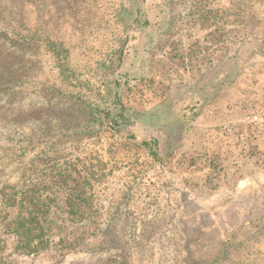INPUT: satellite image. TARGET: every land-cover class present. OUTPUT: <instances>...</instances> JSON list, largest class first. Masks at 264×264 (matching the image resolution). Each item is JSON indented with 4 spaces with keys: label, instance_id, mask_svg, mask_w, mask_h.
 I'll use <instances>...</instances> for the list:
<instances>
[{
    "label": "rangeland",
    "instance_id": "obj_1",
    "mask_svg": "<svg viewBox=\"0 0 264 264\" xmlns=\"http://www.w3.org/2000/svg\"><path fill=\"white\" fill-rule=\"evenodd\" d=\"M262 6L0 0V264H264V147L137 121Z\"/></svg>",
    "mask_w": 264,
    "mask_h": 264
},
{
    "label": "crops",
    "instance_id": "obj_2",
    "mask_svg": "<svg viewBox=\"0 0 264 264\" xmlns=\"http://www.w3.org/2000/svg\"><path fill=\"white\" fill-rule=\"evenodd\" d=\"M248 14L251 21L244 24L235 52L227 53L224 70L215 72V65L208 82L203 75L199 82H184L176 95L169 91L141 114L137 121L143 127L155 126L157 134L168 135L176 129L184 148L209 130L226 134L245 155L251 146L264 147V7ZM252 178L253 184H264V166H257ZM241 203L231 200L234 208Z\"/></svg>",
    "mask_w": 264,
    "mask_h": 264
},
{
    "label": "trees",
    "instance_id": "obj_3",
    "mask_svg": "<svg viewBox=\"0 0 264 264\" xmlns=\"http://www.w3.org/2000/svg\"><path fill=\"white\" fill-rule=\"evenodd\" d=\"M142 144H143L145 147H147V148L150 149V152H151V154H152L153 156L156 155V153L153 151V149H152V147H151V145H150V143H149L148 141L144 140V141L142 142Z\"/></svg>",
    "mask_w": 264,
    "mask_h": 264
}]
</instances>
